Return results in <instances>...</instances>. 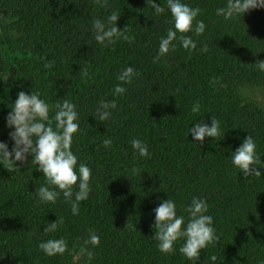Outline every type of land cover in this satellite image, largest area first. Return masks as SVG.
Wrapping results in <instances>:
<instances>
[{
  "label": "trees",
  "instance_id": "trees-1",
  "mask_svg": "<svg viewBox=\"0 0 264 264\" xmlns=\"http://www.w3.org/2000/svg\"><path fill=\"white\" fill-rule=\"evenodd\" d=\"M153 2L165 12L156 15L147 0H107V8L96 0H0V142L11 151L14 129L6 118L19 92L39 93L50 106L67 99L78 114L71 145L77 174L80 163L92 173L89 197L73 215L62 194L54 204L40 202L36 193L45 179L31 155L10 172L0 165V264H264V168H257L260 177H244L231 163L251 135L264 164V72L255 65L264 61V8L225 20L216 12L227 0H181L201 9L195 19L205 31L197 36L194 21L186 35L196 48L186 50L177 39L175 51L153 62L173 27L166 0ZM113 11L115 26L130 39L104 47L92 24L99 19L107 26ZM128 67L138 75L114 96L117 76ZM102 100H115L116 107L100 122ZM211 118L220 123V137L197 143L189 129L210 127ZM106 139L111 147L103 146ZM133 139L150 155L139 156ZM194 197L207 203L219 239L196 261L180 253L183 240L161 253L154 210L171 199L186 225L184 210ZM61 219L56 231L44 233ZM90 230L100 243L88 246L94 253L88 261L80 247ZM59 238L67 242L62 255L47 256L38 247Z\"/></svg>",
  "mask_w": 264,
  "mask_h": 264
},
{
  "label": "clouds",
  "instance_id": "clouds-1",
  "mask_svg": "<svg viewBox=\"0 0 264 264\" xmlns=\"http://www.w3.org/2000/svg\"><path fill=\"white\" fill-rule=\"evenodd\" d=\"M166 2L173 27L167 30L166 38H161L158 54L154 57L153 62L159 61L170 50L175 51V44L172 42L177 39L184 49L194 50L197 45L186 33L193 31L194 21V32L197 36L202 35L206 27L202 20L195 19L201 13L199 7L192 8L182 3L181 0H166ZM96 3L103 8L108 6L107 0H96ZM147 3L151 4L156 15L165 12V7L157 5L153 0H147ZM258 8H264V0H227L224 7L217 9L216 15L229 20ZM118 18L119 14L113 11L107 17V26L99 19L93 21L92 28L97 43L108 47L116 43L121 37L126 40L130 39L124 35L123 30L125 28L120 31L115 26ZM207 50L206 45L201 49L202 52ZM255 65L259 71L264 72V61H257ZM51 66V63L45 65L46 68ZM80 72L82 77L87 76L86 69L81 68ZM135 75L138 73H135L132 67L121 72L117 76V80L121 83L114 88L113 95H123L126 89L121 84L132 83ZM115 107V100L111 102L100 101L96 109L97 120L100 122L108 120L111 116L110 110ZM199 107L198 103L194 104L192 112H198ZM53 108L55 115L50 118L49 112ZM77 120L76 105L69 100L64 99L62 103L50 106L40 98L39 93L32 92L31 95H27L21 91L6 118L7 127L14 129L9 133L10 139L13 141L11 151H9L6 143L0 142V165L10 172L18 169L16 167L17 162L23 164L26 157L31 155L32 163L37 165V171L41 172L45 179V185L41 186L36 193L40 202L54 204L62 194L65 202L71 205L73 215L79 214L80 203L89 197L91 192L89 181L92 175L91 169L83 163L79 164L78 174L76 171L77 156L72 152L71 145L73 135L79 129ZM53 123H55V130ZM189 133L197 143L202 144L205 137H220V123L211 118L210 127L197 123L195 127L189 129ZM111 145L110 139L103 141L105 148L111 147ZM131 145L139 156L147 157L150 155L147 145L139 139H133ZM256 148L254 138L250 135L243 140L232 155V165L239 169L244 177L261 176V172L257 168H264V164L261 163ZM131 171L135 173L138 170L133 168ZM74 186L78 187V191H73ZM184 211L188 214L186 225L185 217L183 215L177 216L175 202L171 199L162 201L154 210L153 228L156 231L153 239L158 242V250L164 254L172 253L175 242L183 240L184 243L179 248L180 253L188 260L196 261L200 251L208 245H214L219 237L212 227L213 218L205 214L208 211V205L204 200L194 197ZM61 223H63L62 219L48 224L43 230L44 233L56 231ZM99 243V236L90 230L89 237L83 241L80 247V255L91 261L94 253L89 250L88 246L98 247ZM38 247L47 256L62 255L68 250L67 242L63 238L48 239L41 242ZM211 260L215 261L216 257L212 256Z\"/></svg>",
  "mask_w": 264,
  "mask_h": 264
}]
</instances>
